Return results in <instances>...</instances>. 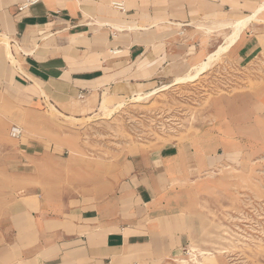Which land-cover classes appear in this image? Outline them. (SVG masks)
I'll return each instance as SVG.
<instances>
[{
    "label": "crops",
    "instance_id": "crops-1",
    "mask_svg": "<svg viewBox=\"0 0 264 264\" xmlns=\"http://www.w3.org/2000/svg\"><path fill=\"white\" fill-rule=\"evenodd\" d=\"M31 1L0 0V94H12L23 106L39 109L49 102L65 112L80 103L91 107L105 95L133 97L174 81L186 63L194 66L226 45L231 23L264 2ZM256 20L221 55L232 53L239 61L257 55ZM8 125L0 119V264H168L189 234L178 181L221 150L242 145L223 121L190 143L129 157L114 182L61 206L38 193L10 199V175H30L24 160L44 147L38 141L11 155L8 144L16 145L21 131L12 135ZM9 158L17 165L13 170ZM32 174L36 179L37 171Z\"/></svg>",
    "mask_w": 264,
    "mask_h": 264
},
{
    "label": "rangeland",
    "instance_id": "rangeland-1",
    "mask_svg": "<svg viewBox=\"0 0 264 264\" xmlns=\"http://www.w3.org/2000/svg\"><path fill=\"white\" fill-rule=\"evenodd\" d=\"M255 22L261 24L257 55L244 61L221 55L196 80L170 79L141 99L110 96L113 114L102 108V98L88 110L80 103L65 112L49 102L23 106L12 94H0V119L10 123V134L21 131L9 153L38 141L44 147L24 160L30 175H10V199L38 193L61 206L74 204L114 182L129 157L174 149L228 121L242 145L221 150L178 181L189 234L168 264H264V14ZM189 64L184 75L192 71ZM8 161L11 170L17 167ZM35 186L39 191L28 189Z\"/></svg>",
    "mask_w": 264,
    "mask_h": 264
},
{
    "label": "bare ground",
    "instance_id": "bare-ground-1",
    "mask_svg": "<svg viewBox=\"0 0 264 264\" xmlns=\"http://www.w3.org/2000/svg\"><path fill=\"white\" fill-rule=\"evenodd\" d=\"M264 12V2L261 4V5H259L256 9H255V11L251 14V15H249V16H247L246 18H244V19H241V20H236V21H234L233 23H231V34H229V36H228V42L226 43V45H223V46H219V48L215 51V52H213V53H211V54H209L207 57H206V59H204L203 61H201L200 63H198V64H196V65H194V66H192V71L191 72H189V73H187L186 75H183V76H179V77H177L176 79H175V83L177 84V83H180V82H185V81H194V80H196L200 75H202L203 73H205L209 68H210V66L213 64V62L217 59V58H219L220 56H221V54L224 52V51H226L228 48H229V46H231L236 40H237V38L240 36V33H241V31L251 22V21H253V20H256V19H258V17H259V15L261 14V13H263ZM254 22V21H253ZM229 23V24H230ZM228 25V24H227ZM251 25V24H250ZM204 30V29H203ZM4 37H5V35H4ZM7 42H8V40H7ZM7 42H4V44L8 47V43ZM9 50V49H8ZM7 50V52L9 53V51ZM9 55H11V54H9ZM174 82V81H173ZM164 89L165 88H167V87H165V85H164V87H163ZM162 88V89H163ZM153 92V91H152ZM146 93H141V92H139V93H137L135 96H134V99H141L142 97H144V95H145ZM149 94V93H148ZM93 100H95V98L93 97V98H90L89 100H88V102L89 103H91ZM107 102H108V96L107 95H105L104 96V98H103V100L100 102V105L102 106V108L104 109V110H106V111H108L109 112V114H113L114 112H113V109L111 108V106H108V104H107ZM121 104H123V103H119L118 104V107L121 105ZM116 106V105H115ZM114 106V107H115ZM55 107V106H54ZM113 107V108H114ZM91 107H90V105H88V104H86V105H84L83 106V110H88V109H90ZM102 109V110H103ZM60 112V111H59ZM110 117V116H109ZM11 134L12 135H17L18 134V129L17 128H14L13 130H12V132H11Z\"/></svg>",
    "mask_w": 264,
    "mask_h": 264
},
{
    "label": "built area",
    "instance_id": "built-area-1",
    "mask_svg": "<svg viewBox=\"0 0 264 264\" xmlns=\"http://www.w3.org/2000/svg\"><path fill=\"white\" fill-rule=\"evenodd\" d=\"M33 1H35V0H32L31 2H33ZM117 6H121V5L117 4ZM21 8H23V7H21ZM80 97H83V95H81Z\"/></svg>",
    "mask_w": 264,
    "mask_h": 264
}]
</instances>
